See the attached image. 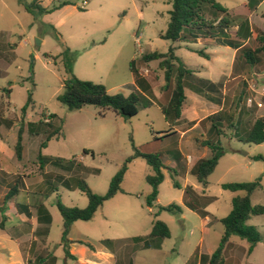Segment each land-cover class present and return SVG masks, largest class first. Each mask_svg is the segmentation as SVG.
I'll return each mask as SVG.
<instances>
[{
    "label": "rangeland",
    "instance_id": "1",
    "mask_svg": "<svg viewBox=\"0 0 264 264\" xmlns=\"http://www.w3.org/2000/svg\"><path fill=\"white\" fill-rule=\"evenodd\" d=\"M31 1L0 0V116L14 121L13 126L4 131L9 143L15 141L17 128L23 121L21 163L36 179L42 177L45 180L35 188L30 200L37 199L50 215L46 245L51 258L56 256L58 264L73 263L66 258L64 247L60 245L62 217L57 201L80 208L87 205V196L76 186L78 178L84 179L92 191L105 193L111 177L134 153L135 146L141 152L160 154L166 165L162 168L164 178L158 185L157 201L151 206L146 204L151 186L145 177L152 169L143 158L135 157L127 163L120 183L121 191L103 201L89 220L74 221L67 236L86 240L99 250L111 251L116 264H200L201 256L209 257L219 243L224 230L219 219L231 210L232 198L245 193L243 190L223 189L221 183L259 180L260 187L253 190L250 200L252 204L264 205V163L253 158L255 154L264 155V141L256 144L243 140L252 120L264 115V92L259 94L264 82H255L252 65L243 70L238 67L237 60L232 68L230 49L225 47L220 48L222 53L213 60L183 46L174 50L191 70L186 82L199 88L193 86L189 89L186 85L184 90L188 100L181 107L184 118L181 123L173 124L174 127L191 125L185 117L191 110L190 101L195 92L203 101L208 94H217L216 90L220 91L219 87L227 81L221 109L215 106L217 100L214 97H211L213 102H195L192 106L200 117L215 112L221 116L216 123L218 132L216 128L206 135L202 128L189 132L195 133L199 139L220 140L223 148V154L203 185L187 170L186 162L188 157L196 160L201 156L202 148L194 139L184 138L181 143L174 127L170 129V122L162 112L165 103L159 97L160 88L165 83L163 71L157 60L145 62L141 59L146 52L166 51L181 41L173 42L159 36L167 26L171 1L87 0L82 6L81 0H44V4L50 5L68 2L58 7L68 5L56 13L62 21L59 25L44 21L41 16L46 12L28 11L25 6ZM216 1L227 8L230 25L226 36L239 40L240 35L234 26L242 24L243 32L247 25L245 30L250 31L251 27L253 34L248 35L244 47H257L260 44L257 35L264 33V0ZM249 11H252L250 22H244ZM189 45L201 46L194 42ZM64 46L75 53L71 72L78 78L101 83L111 94L127 95L132 91L141 94L135 86L140 85L137 79L143 77L150 84L148 93L154 102L139 105L138 112L128 119L109 107L96 105L68 110L56 98L63 91L62 80L66 75L62 64H54L51 58ZM202 65L209 67L208 70L205 71ZM207 76L218 80L208 89L204 86ZM133 79L135 83H132ZM4 89H10V92L6 94ZM29 93L34 107H28L22 116L21 108ZM255 94L260 95L257 98L263 103L262 107L256 108ZM247 98L252 99L248 112L244 111ZM46 112L56 114L55 126H59L62 134L40 147L47 133L42 129L30 132L27 123L37 121L42 115L45 117ZM210 124L207 121L204 127ZM169 129V134H164ZM161 134L164 135L160 137ZM38 152L60 158L68 169L46 162L41 166L46 172L42 171L37 161ZM174 181L177 185L173 184ZM186 187L185 203L191 202L190 207L195 209L182 203ZM26 199V194H19L18 202H26ZM170 203L179 205L181 212L159 210L160 206ZM201 212L212 219L205 229ZM154 219L165 222L170 231V236L158 240L156 247L148 244L152 243L148 234ZM246 223L258 230L260 240L248 253L246 239L230 236L222 253L224 264H264V213L251 215Z\"/></svg>",
    "mask_w": 264,
    "mask_h": 264
},
{
    "label": "trees",
    "instance_id": "2",
    "mask_svg": "<svg viewBox=\"0 0 264 264\" xmlns=\"http://www.w3.org/2000/svg\"><path fill=\"white\" fill-rule=\"evenodd\" d=\"M41 1L42 0H32L29 4H26L25 7L28 11L44 13L51 12L59 6L68 3L67 1H64L59 5H53L49 8H45L40 4ZM170 1L171 8L168 10L169 18L167 26L163 32L159 33V36L173 42L178 40L184 41L186 42L184 44L186 49L196 52L203 57H209V53L205 52L204 49L194 47L189 45V43L194 42L199 36L225 37L227 35V29L230 25V20L226 14L227 8L216 0ZM262 17L264 18V12H262ZM248 35H250V31L246 30L245 36ZM257 36L260 43L258 47L250 49L242 46L238 49V55H240L248 65L255 64L259 59V54L264 51V33L259 32ZM220 44L233 46L235 43L232 42V40L225 38L220 40ZM234 46L239 45L236 44ZM175 49V46H170L166 51L154 50L146 52L141 56V59L145 62L157 60L159 69L163 71V79L165 83L160 88V99L165 103L162 107V112L164 113L165 118L170 122V129L181 115V107L185 99V80L186 76L191 74V70L188 69L182 60L174 53ZM74 56L75 53L72 52L69 47L64 46L61 52L56 55H52L51 57L54 64L57 62L62 64L66 75L62 80L63 91L58 94L56 98L60 103L65 105L68 110H78L85 105H96L99 107H109L113 109L117 115L124 119H128L138 112L139 105H143L145 102L146 104H150L152 102L151 100L145 98L142 94L135 91H132L127 95L120 92L111 94L101 83L78 78L71 72V64L74 60ZM130 69H133L132 64H130ZM142 78L143 77H139L137 79L140 83L139 86H142L144 90L150 92V84ZM210 85L215 86L213 83H210ZM4 91L8 94L10 89H4ZM30 106L31 108L34 107L31 93L28 94L27 100L21 108L22 116L26 113L27 108ZM55 118V113H48L45 117L42 115L37 121H30L27 123V128L30 132L42 129L47 133L45 141L40 143V147H44L46 145V141L50 140L52 137L59 138L61 136L62 133L59 126H55ZM220 119L221 116L219 115V112H215L200 120V124L210 121L211 128L213 129L217 127L216 123ZM13 123L14 121L12 119L0 116V124L11 126ZM230 126L233 127V124L231 123ZM170 129L164 134H169L168 132L171 131ZM24 130L25 126L23 121H21L17 128L16 141L14 144V151L17 159L21 158L24 148L22 143ZM216 130L218 132L217 128ZM164 134H161L160 137ZM154 138H157V136ZM243 140L245 142H252L256 144L264 141V115L257 116L253 120L244 135ZM203 144L209 147L210 156L199 158L193 164L190 171L196 176L198 182L205 185L207 183L206 179L208 175L213 171L218 159L223 154V148L220 140L212 141L211 139H206L203 141ZM133 148L134 153L126 158L119 170L111 177L105 193L98 194L92 191L86 181L82 178H78L76 180V186L84 192L88 198V203L85 207L80 208L77 206H67L61 201H57L56 205L62 217L61 242L67 255H70L67 249V243L69 241L67 235L70 225L76 220H89L103 201L111 198L117 192L121 191L120 183L122 181L123 174L126 170L127 163L133 158H143L152 169V172L147 174L145 177V180L151 186V191L146 197V204L151 206L153 201L157 199L158 185L164 178L162 168L165 166L161 161V156L158 153L141 152L135 146H133ZM84 151L88 150L84 149ZM253 158L261 160L264 163V155L262 154H255ZM37 161L40 164V168H42L41 166L46 162H50L62 168L68 167L62 164L60 158L43 156L40 152L37 154ZM173 184L177 185L175 181ZM221 187L230 191L243 190L245 193L243 195H236L232 198L231 210L226 216L219 219L224 227L219 243L209 257L207 255L201 256L200 264H224V257L222 254L223 249L232 235H237L249 242L248 253L252 251L254 246L260 240L258 230L254 226L246 223L251 215L264 213V205L252 204L250 200V194L253 190L260 187V181L223 182L221 183ZM16 190L17 187L13 186L4 196V199H9ZM185 193H188L187 187L184 190V196ZM188 206H191V202L188 203ZM190 208L195 209L194 206ZM37 209L39 212L44 210L41 204L37 205ZM159 210L179 213L181 212V207L170 203L165 206H160ZM201 213L205 216L204 212ZM155 215H157V213ZM47 217L48 220H50L48 215ZM148 236L151 237L152 240V243H148L149 246L151 245L152 247H156L159 245L158 240L170 236V231L165 222L159 219H154ZM134 239H140V237H134ZM77 242L84 244L89 248H93V246L86 241L78 240ZM144 244L147 245L146 242Z\"/></svg>",
    "mask_w": 264,
    "mask_h": 264
},
{
    "label": "crops",
    "instance_id": "3",
    "mask_svg": "<svg viewBox=\"0 0 264 264\" xmlns=\"http://www.w3.org/2000/svg\"><path fill=\"white\" fill-rule=\"evenodd\" d=\"M40 4L45 8H49L55 5V4L50 5V3L44 4V0H42ZM66 6H63L59 9L58 8L54 9L51 12H46L42 14L41 18L46 22L53 23L54 25H59V23L62 21L56 16V13ZM249 13H250L249 17L246 18L244 22L245 21L250 22L252 11H249ZM234 27L236 28L235 32L239 33L240 35L239 40L234 39L231 36H225V37L199 36L196 38L194 43L201 45L200 48L204 49L205 52L209 53V57H205V58L212 60L216 55L222 53L220 48L225 47V49L227 50L230 49V54L232 58V63H231L232 68H234L233 66L236 63V61L239 60L238 67L244 70L247 68L248 64L244 61V59L240 55H238V49L242 46L244 47L247 43L246 39H248L249 36H247L246 38H242L246 33L245 29L247 28V25H245V29L243 30V32L241 31L242 24L235 25ZM250 34L251 35L253 34V30L251 27H250ZM225 38L232 40V42L235 43L234 45L238 44L239 46L220 44V40ZM185 43L186 42L179 41V42H175L172 46H175L177 49L182 46L184 47ZM207 49H209V51H207ZM202 68L205 69V71H207L209 67L202 65ZM252 70H253L252 73L254 74L255 82L257 81V84L259 80L261 82H264V51L259 54L258 61L252 65ZM231 75L232 72L230 76ZM206 79L207 82L204 84V86H208L207 89L212 86L210 85V83L214 84L218 82L217 79L210 78L208 76L206 77ZM132 83H135L134 79L132 80ZM226 83L227 81L226 82L224 81L221 87H219L221 89L220 91L216 90L215 93L217 94L214 95L208 94L209 95L207 96L208 98H203V101H200L202 96H200V94L194 91L195 95L191 97V101H190L191 110L187 113V117H185L186 120L190 122L191 125L187 124L186 126L185 125L183 126L182 124L180 128L174 127V125L172 126L174 127V132L178 133L179 140L181 141V143L183 142L184 138H189L192 140L194 139L195 144L201 146L202 148V152L200 154L201 156H198L196 160H198L199 158L208 157L210 155V149L208 146L203 144V141H205L206 138L202 137V139H199L197 138V136H195L196 135L195 133L190 134L189 132L195 131L198 128H202L204 135H206L211 133L212 128L210 125L204 127L206 122L204 124H200V120H202L208 115H203L200 117L199 112L195 110V108H193L192 106L195 102L196 103L204 102V101L213 102L211 97H214L217 99V103H215V106H217L218 109H221L225 99L224 88L226 87ZM186 85H189L188 86L189 89H191L190 87L193 88V86L196 87V85H193V83L186 82L185 80L184 89ZM250 86L252 87V85H249V88H251ZM136 88L138 89V91L141 92V94L145 98L151 100L152 103L154 102L152 96H150L148 91L144 90L142 86L136 85L135 89ZM260 90L261 91H259V94L262 95L264 92V84ZM219 92L221 93L220 95ZM256 94H255L256 98L260 96ZM185 100H188L186 94L184 101ZM257 102L261 103L259 98H257ZM245 106L246 108L244 109V111L248 112L249 104L246 103ZM262 106L263 103H261V106L256 105V108ZM183 118H184L183 112L181 109V115L179 119L175 122V124L181 123V120ZM12 126L13 124L11 126L0 124V223H1L0 224V264H58L56 256H53V258H51L50 250L46 245V237L49 232L48 225L50 223V220H48L47 215L49 217L50 215L47 213L46 208L42 205L41 202H39L35 198L33 200L32 199L30 200V196L35 193L34 191L35 188L41 186L45 182V180H43L42 177L41 178L37 177L36 179L34 174H31L25 170V164L21 163L23 159V151L21 158L20 159L16 158L14 151V144L16 141V137L14 142L9 143L8 140H6L4 134L5 133L4 131L10 129ZM197 133L199 132L197 131ZM186 142L188 141L186 140ZM14 160L15 162L13 163ZM196 160L188 157L186 161L188 168L187 170L191 169V167L193 166ZM170 163L171 162H168V165H170ZM164 166L166 165L164 164ZM42 171L46 172L45 170H43V168ZM13 186H16L17 190L9 199L5 200L4 196ZM20 193L27 195L26 202L23 201L18 202V196ZM156 201L157 199L153 202L155 203ZM182 203L183 205L188 206L186 205L184 200V192L182 196ZM39 204H41L42 207L44 208V210H42L41 212H39V210L37 209V205ZM201 220L203 223V229L206 228L205 227L206 224L209 225L212 222V219L209 218L208 216L202 217ZM9 221H11L10 224H6ZM67 238L69 240L67 243V249L70 255H66V258L71 259L73 261V263L70 264H116L115 256L111 251L106 249L99 250L94 246L93 248H89L84 244L77 242L78 240L81 241H86V240L75 239L72 238L71 236H67ZM60 245L63 246L62 243H60ZM50 258L52 260H49L47 262V259ZM126 264H130V263H126Z\"/></svg>",
    "mask_w": 264,
    "mask_h": 264
},
{
    "label": "built area",
    "instance_id": "4",
    "mask_svg": "<svg viewBox=\"0 0 264 264\" xmlns=\"http://www.w3.org/2000/svg\"><path fill=\"white\" fill-rule=\"evenodd\" d=\"M87 4V0H81V5L84 6ZM136 40H138V38H136ZM252 102V99L251 98H247V103L250 104ZM257 106H261V103L260 102H257L256 104Z\"/></svg>",
    "mask_w": 264,
    "mask_h": 264
}]
</instances>
